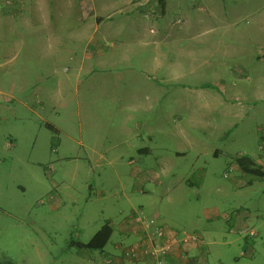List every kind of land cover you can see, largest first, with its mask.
I'll list each match as a JSON object with an SVG mask.
<instances>
[{
  "label": "rangeland",
  "instance_id": "1",
  "mask_svg": "<svg viewBox=\"0 0 264 264\" xmlns=\"http://www.w3.org/2000/svg\"><path fill=\"white\" fill-rule=\"evenodd\" d=\"M0 1V92L15 98L0 96V264H86L119 242L135 257L118 230L133 207L208 243V264H264V179L240 174L237 189L235 165L264 123L250 81L264 72V0H167L162 13L97 0L99 38L74 3ZM213 208L250 211L251 257L232 260L243 237L208 223ZM108 222L101 251L71 245Z\"/></svg>",
  "mask_w": 264,
  "mask_h": 264
},
{
  "label": "crops",
  "instance_id": "2",
  "mask_svg": "<svg viewBox=\"0 0 264 264\" xmlns=\"http://www.w3.org/2000/svg\"><path fill=\"white\" fill-rule=\"evenodd\" d=\"M10 1V0H5ZM42 2H46L48 0H41ZM66 2V5L70 7V3H74L80 11V21L83 24V29L87 27L86 24H93L92 28V34L90 37L93 38H99V35L96 36L97 28L102 27V21L97 25L96 23V5L97 0H63ZM114 3L117 4L116 0H112ZM126 1V0H125ZM2 1H0L1 3ZM4 2V3H5ZM32 2V1H31ZM127 2V1H126ZM101 4L104 5L102 2ZM167 4V0H163V11H165V6ZM104 6H107L106 4ZM10 8L3 7L0 9V21L1 20H9L10 15H8ZM109 29L104 25V29L101 35H104L105 38L109 37L108 35ZM150 32L155 33L156 29L153 27H150ZM100 32V33H101ZM1 34V32H0ZM257 62H264V55L263 56H256ZM262 76V77H261ZM256 82L255 85H252L251 92H254L256 94V99H261L262 108L259 111V116L264 117V72L260 74H256L255 78L250 79V81ZM256 79V80H255ZM222 86H225L223 84ZM231 93H235V91L230 90ZM224 89H222V95H223ZM0 96L3 98L4 101H11L15 98L13 97V94L10 93H4L0 92ZM239 98L236 97L235 101L239 102ZM244 100V98H243ZM256 101V100H255ZM21 102V101H19ZM257 104V102L254 103V107ZM239 112V110H237ZM258 115V114H257ZM257 139H258V153L255 154L253 157L242 154V156H247L252 159L253 164L257 167H259L264 172V123H261L258 125L255 129ZM260 142V143H259ZM259 144H262L263 147H261ZM261 147V148H260ZM261 149V151H260ZM260 152V153H259ZM217 152H215V155ZM236 165V164H235ZM233 167L234 164H233ZM238 168V166H236ZM237 174L239 177L237 180H239L237 189H241L243 185H245L243 182H241V175L244 174L241 172V170L238 168ZM254 180L258 181L257 179L253 178ZM259 179V180H263ZM143 182L147 183V181H143L141 178H136L133 180L132 184V191H136L139 194H144L143 189L141 186H143ZM155 183V178H149L148 183ZM249 183V182H248ZM159 184V183H157ZM239 191L238 193H240ZM135 193V192H134ZM146 214V213H145ZM139 215L140 221H136V216ZM144 214L141 209H134L131 208L129 210V213L125 216L123 219L122 225L118 230L122 234V236L125 238V240H130V244L127 246H131L132 244L135 245V253L133 255H137L135 257H130L126 254V251H124L123 243L119 242L116 246L117 249L120 248V253L117 255H79L77 256V259H81L86 262V264H157L156 260L152 257H148L147 255L142 253V250L144 248V245L146 247L150 244L152 234L154 231V228H160L163 234L162 241L164 240H174L175 236L178 234L180 235L177 228L167 223L160 213L157 211H153L150 216L147 215V217L143 218ZM142 217V218H141ZM205 219L209 223L216 222L218 223L220 219H224L226 223L227 231L231 234L234 233L235 230L243 227L244 225L249 226L254 224V218L250 216V211L242 208L237 211H234V213L228 216V214L222 212L218 208H213L205 213ZM111 228V234L113 232V226L110 222L106 223ZM229 227V228H228ZM220 227H214L216 231L220 230ZM252 228V227H250ZM151 230V232H149ZM200 236V235H199ZM250 239V240H249ZM252 238H241L242 242L240 243V248L238 250V253L236 256H232V260L238 263L239 258L244 257H251L254 253L255 248V242L251 240ZM234 242V240H232ZM229 241V242H232ZM225 242V244L229 243ZM81 243V242H79ZM84 244V243H82ZM107 244V243H106ZM208 244V243H207ZM201 245L196 242L188 241L186 243L182 242H175L172 246L168 256L165 258L163 264H208V255L210 253L208 245Z\"/></svg>",
  "mask_w": 264,
  "mask_h": 264
},
{
  "label": "built area",
  "instance_id": "3",
  "mask_svg": "<svg viewBox=\"0 0 264 264\" xmlns=\"http://www.w3.org/2000/svg\"><path fill=\"white\" fill-rule=\"evenodd\" d=\"M136 221H140V219L137 217ZM234 233L238 234L239 236H242L243 238H253L256 236L257 232H255V230L250 227H242V228L235 230ZM179 236L178 235L175 236L174 240L162 241L163 234H162L161 229L154 228L150 244L146 247L147 251L145 252V254L155 259L157 264H163L165 258L168 256L175 242H181L182 239H183V242H188V241L202 242L198 239L197 236H192L188 234L187 232L183 233V237H181V233ZM132 252L135 253V248L132 250Z\"/></svg>",
  "mask_w": 264,
  "mask_h": 264
},
{
  "label": "trees",
  "instance_id": "4",
  "mask_svg": "<svg viewBox=\"0 0 264 264\" xmlns=\"http://www.w3.org/2000/svg\"><path fill=\"white\" fill-rule=\"evenodd\" d=\"M160 11H163V0L158 1ZM48 128L53 129V126L48 125ZM56 131V129H54ZM235 163L242 173L253 176L257 179L264 178V172L253 164L251 158L247 156H241L235 158ZM111 236V228L108 225H104L97 233H95L87 243L71 242V245H75L78 249L97 250L101 251Z\"/></svg>",
  "mask_w": 264,
  "mask_h": 264
}]
</instances>
